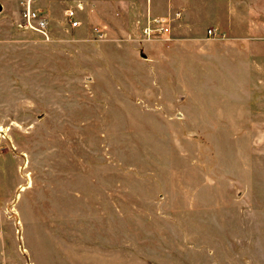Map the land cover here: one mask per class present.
I'll list each match as a JSON object with an SVG mask.
<instances>
[{"label":"rangeland","instance_id":"374dc122","mask_svg":"<svg viewBox=\"0 0 264 264\" xmlns=\"http://www.w3.org/2000/svg\"><path fill=\"white\" fill-rule=\"evenodd\" d=\"M4 1L0 42L34 59L0 65V264H264V125L211 119L216 80H162L137 14L86 6L73 28L77 0ZM27 1L49 37L21 26ZM234 25L200 39L205 75L236 72L216 45Z\"/></svg>","mask_w":264,"mask_h":264},{"label":"crops","instance_id":"0c3cea01","mask_svg":"<svg viewBox=\"0 0 264 264\" xmlns=\"http://www.w3.org/2000/svg\"><path fill=\"white\" fill-rule=\"evenodd\" d=\"M77 1L83 5V9L78 11L79 18V13L85 11L86 6L90 16L96 15V13L103 14L106 9H109L110 20L116 23L119 18L126 21L132 20L137 14L141 18V22L145 23L141 33L146 26H154L155 18H167L166 26L169 31L158 36L162 38L155 37V43L150 41L151 39L142 41L140 53L143 55L145 63L155 65L156 73L162 67L164 70L171 66L173 72L163 77L164 81L185 82L188 75L190 82H194V80L206 81L207 78L211 82L213 80L219 82V86L212 84L210 93L206 94L207 99L212 92L215 91L214 93L217 94L216 99L209 100L206 114L211 119L217 120L219 124L264 125V109H256L261 103L264 104V101L260 100L258 103H254L256 99H264V41H261L264 39V0ZM12 3L14 10H17L16 13L20 16V12H18L21 6L20 0H12ZM4 6L5 1L0 0V10ZM98 16V18H103L101 15ZM23 22L20 23L21 26ZM81 22L83 24L82 20ZM234 23L236 24V41L220 42L216 45L220 49L230 48L237 51L236 72L231 68L229 73L223 71L205 75V71L208 70L196 62L199 58L205 61V58L201 54L199 55L198 49L199 46L208 43H201L200 39H203L211 28L216 29L217 33H223L220 26H227L225 30L232 33ZM11 24L10 29L16 28L12 21ZM102 27V25H98L94 29L97 33L105 36ZM11 46L19 50L13 59H9V53L6 52L11 49ZM32 49L35 50V47L33 46ZM26 55L29 60L34 59L31 56L30 44H28V53H26L20 44L0 42V65H6V60L9 59L8 64L13 61L12 64L20 67L25 65L23 59ZM212 71L214 70L212 69Z\"/></svg>","mask_w":264,"mask_h":264},{"label":"built area","instance_id":"2783aa9c","mask_svg":"<svg viewBox=\"0 0 264 264\" xmlns=\"http://www.w3.org/2000/svg\"><path fill=\"white\" fill-rule=\"evenodd\" d=\"M26 9L24 12V22L22 23V26L37 32H40L46 37H49L48 32V20L42 16L36 11H33L31 8L30 2L27 1L25 3ZM78 9H83V5L81 3H78L77 7L72 6L66 11L67 20L70 23V26L75 28L81 26L82 22L78 17ZM168 22L167 18L164 17H158L154 19V26H146L143 29V33L145 34L146 38H155L158 37L161 34H164L169 31V28L166 26V23ZM208 33L210 35L216 34V29H209ZM100 36H103L102 34H99ZM1 150V145H0Z\"/></svg>","mask_w":264,"mask_h":264}]
</instances>
